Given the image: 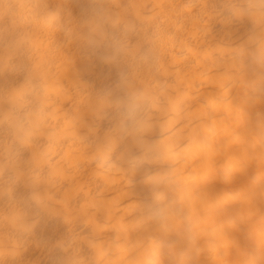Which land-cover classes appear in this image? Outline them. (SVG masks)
Wrapping results in <instances>:
<instances>
[{"label":"bare ground","instance_id":"1","mask_svg":"<svg viewBox=\"0 0 264 264\" xmlns=\"http://www.w3.org/2000/svg\"><path fill=\"white\" fill-rule=\"evenodd\" d=\"M253 4L0 0V264H264Z\"/></svg>","mask_w":264,"mask_h":264},{"label":"clouds","instance_id":"2","mask_svg":"<svg viewBox=\"0 0 264 264\" xmlns=\"http://www.w3.org/2000/svg\"><path fill=\"white\" fill-rule=\"evenodd\" d=\"M252 14H259L264 16V0H259V8L255 4L249 9ZM255 55V54H254ZM259 56L264 58V45L259 48ZM138 102L135 97L130 98L126 104V115L130 121L135 122L138 111ZM46 118V113L44 112L43 106L38 111H25L17 114L14 117V128L18 138L22 139V142H27L32 135H34L35 129L38 124ZM154 146L148 145L147 143H142L140 145V151L147 155L149 151L153 150ZM111 148L108 152H111ZM172 208V204L165 202L163 198H160V202L155 207H150L149 218L150 219H163L166 218ZM156 245L152 244V249L155 252ZM133 264H139V262H133ZM148 264H153L149 261ZM255 264V261L252 262Z\"/></svg>","mask_w":264,"mask_h":264}]
</instances>
